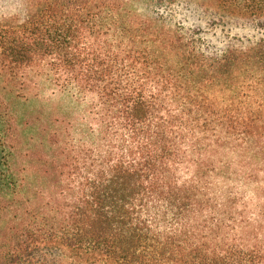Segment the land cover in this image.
<instances>
[{"label": "trees", "instance_id": "obj_1", "mask_svg": "<svg viewBox=\"0 0 264 264\" xmlns=\"http://www.w3.org/2000/svg\"><path fill=\"white\" fill-rule=\"evenodd\" d=\"M174 1L0 0V264H264V39L210 51Z\"/></svg>", "mask_w": 264, "mask_h": 264}, {"label": "rangeland", "instance_id": "obj_2", "mask_svg": "<svg viewBox=\"0 0 264 264\" xmlns=\"http://www.w3.org/2000/svg\"><path fill=\"white\" fill-rule=\"evenodd\" d=\"M2 1L6 3L5 0ZM3 2L0 3L3 4ZM0 7L3 8L4 6ZM9 10L13 11L14 9L10 8ZM158 13L166 20H171L183 27H189L191 32L193 29H196L195 36L199 37L201 43L210 51L220 50L228 41L238 37L244 39H264V25L258 26L253 23L229 22L227 24L209 26L206 23L205 17L196 11L194 6L187 4L184 0H176L166 6H161ZM41 101H43L48 110H54L56 114L65 112L71 115H80L83 109L81 104L75 103V101L65 95L54 94L50 98H45Z\"/></svg>", "mask_w": 264, "mask_h": 264}]
</instances>
